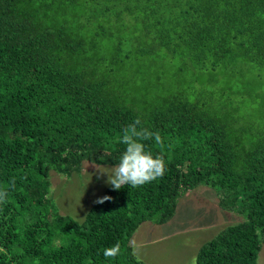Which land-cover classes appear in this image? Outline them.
I'll list each match as a JSON object with an SVG mask.
<instances>
[{
	"label": "trees",
	"instance_id": "trees-1",
	"mask_svg": "<svg viewBox=\"0 0 264 264\" xmlns=\"http://www.w3.org/2000/svg\"><path fill=\"white\" fill-rule=\"evenodd\" d=\"M136 59L151 71H121ZM165 61L179 67L163 75ZM185 71L193 83L179 87ZM263 71L264 0H0V264H144L130 244L139 225L165 223L199 184L244 218L204 243L196 263L256 264L264 113L250 107ZM196 83L212 87L192 98ZM138 117L164 138L163 150L143 141L165 159L164 176L107 185L98 198L112 199L84 219L62 213L52 172L81 173L85 159L117 164L119 137ZM117 243L120 254L106 259Z\"/></svg>",
	"mask_w": 264,
	"mask_h": 264
},
{
	"label": "rangeland",
	"instance_id": "rangeland-1",
	"mask_svg": "<svg viewBox=\"0 0 264 264\" xmlns=\"http://www.w3.org/2000/svg\"><path fill=\"white\" fill-rule=\"evenodd\" d=\"M103 45L105 53L112 47V44L108 43ZM162 63L158 61L153 69H159ZM149 65L147 60L136 59L132 62L125 60L121 71L130 74L132 70L137 69L148 74L151 71ZM178 67L177 63L170 65L165 61L162 67L163 75L168 72L167 69L175 71ZM246 74L250 75L248 72ZM177 79L179 87L193 83V77L187 71L179 73ZM203 79L206 80V75ZM169 80L168 76H163L161 85L166 83L165 86L168 87ZM211 87L210 84L207 87L205 84L196 83L195 87L190 88L191 92L195 89L191 97L195 98L199 92ZM202 96L207 98L206 95ZM263 96L264 93L260 97L257 96L258 100L254 108L250 107L255 115H258L259 111L264 113V105L260 103ZM247 107L245 105L242 109ZM115 165L95 163L93 160L85 159L82 162L81 173L75 171L71 176H65L53 171L51 195L60 211L79 220L84 219L94 201L108 185L107 174L101 175L98 169L103 167V170H110ZM218 192L217 188L199 184L180 194L173 216L165 223L158 224L151 221L141 223L130 241L132 249L135 245H140L136 258L144 264H197L196 256L204 243L212 239L227 224L244 218L236 209L221 208L218 204ZM256 264H264V242L260 246Z\"/></svg>",
	"mask_w": 264,
	"mask_h": 264
},
{
	"label": "clouds",
	"instance_id": "clouds-1",
	"mask_svg": "<svg viewBox=\"0 0 264 264\" xmlns=\"http://www.w3.org/2000/svg\"><path fill=\"white\" fill-rule=\"evenodd\" d=\"M153 140L163 150L165 148L164 138L159 132H152L143 126L141 119L136 118L124 130L119 137V143L125 145V150L115 167L110 170L98 169L101 175L107 174L106 183L112 190L118 191L125 186L141 187L154 180L162 178L167 170L166 161L162 155H153L146 150L143 141ZM8 191L0 189V205L7 203ZM110 196L96 199V204H103L111 200ZM140 245H135L133 254L138 255ZM119 243L103 250L106 259H115L120 254Z\"/></svg>",
	"mask_w": 264,
	"mask_h": 264
}]
</instances>
